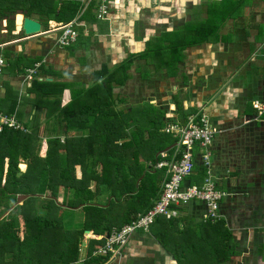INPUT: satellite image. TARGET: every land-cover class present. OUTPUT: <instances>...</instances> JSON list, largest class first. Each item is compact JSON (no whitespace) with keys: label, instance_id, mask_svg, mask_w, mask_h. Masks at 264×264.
I'll list each match as a JSON object with an SVG mask.
<instances>
[{"label":"crops","instance_id":"0c3cea01","mask_svg":"<svg viewBox=\"0 0 264 264\" xmlns=\"http://www.w3.org/2000/svg\"><path fill=\"white\" fill-rule=\"evenodd\" d=\"M57 1L59 8L61 1L69 0ZM70 1L80 8L82 0ZM221 1L115 0L104 18L96 17L91 3L80 17L77 40L68 47L56 44L55 26L66 21L42 24L32 17L40 21L41 32L25 39L13 21L12 35H21L0 49L9 50L12 59L21 55L32 65L41 61L48 72L39 70V80H51L44 75L48 73L65 83L60 105L83 90V100L93 101L88 90L108 79L115 109L151 105L163 113L162 132L168 124L185 123L194 113L207 116L216 129L211 173L226 193L219 203L220 218L205 219L206 207L198 200L178 205L175 217L157 218L147 232L136 231L118 254H106L105 260L101 257L105 255L93 252L109 232L89 230L90 235L83 233L79 258L69 264L86 259L89 264H264V0H232L230 16L223 20ZM206 26H216L214 33L199 40L208 35ZM7 66L5 60L0 78L18 89L20 75ZM20 95L18 106L26 119L32 110L25 102L30 96L27 87ZM175 97L185 116L175 110ZM175 142L162 150L172 151ZM199 153L197 149L196 165L201 164ZM111 199L103 193L99 204L115 217L112 228H119L128 223L125 199L121 208L120 203L110 207ZM73 210L82 218L79 207Z\"/></svg>","mask_w":264,"mask_h":264},{"label":"trees","instance_id":"16d2710c","mask_svg":"<svg viewBox=\"0 0 264 264\" xmlns=\"http://www.w3.org/2000/svg\"><path fill=\"white\" fill-rule=\"evenodd\" d=\"M58 2L0 0V21L5 20L11 32L15 14L36 17L46 24L49 20H71L79 10V3L75 1H61L59 8ZM221 3L223 20L230 13V4L226 0ZM206 27L209 28L208 35L200 36L199 40L208 38L216 28ZM16 29L19 30L18 25ZM193 41L196 39L191 43ZM0 52L7 61V69L16 76L23 75L32 65L21 55L12 59L6 48ZM39 70L48 72L42 64L37 76ZM47 74L44 75L51 80L35 77L27 87L30 96L25 97V102L34 111L30 109V117L26 119L22 106H18L21 101L19 90L10 80L0 78L3 87L0 111L14 114L23 126L22 129L4 126L0 131V217L15 202L17 194H31L14 207L20 210L18 215L0 219V264H69L77 261L84 230H92L95 234L110 232L115 221L108 208L99 204V197L103 193L112 197L110 207L124 197L126 222L134 219L138 212L147 210L153 204L151 199L159 195L164 173L154 168L159 159L155 154L176 141L172 135L161 131L163 113L151 105L115 109L108 79L96 82V87L88 90L93 101L83 100V90L73 93L71 100L62 106L60 96L66 85ZM174 100L177 113L185 116L181 102L176 97ZM41 144L45 147L44 154L39 153ZM21 163L26 165L23 171L18 166ZM203 174L204 167L195 164L186 183H199ZM61 188L62 200L59 202L57 197ZM76 207L82 210L83 221L73 229H65L59 210ZM56 249L60 251L50 256ZM7 255L10 260L6 259ZM228 255L226 252L225 257ZM107 256H101L102 260ZM89 262L86 259L82 264Z\"/></svg>","mask_w":264,"mask_h":264},{"label":"built area","instance_id":"2783aa9c","mask_svg":"<svg viewBox=\"0 0 264 264\" xmlns=\"http://www.w3.org/2000/svg\"><path fill=\"white\" fill-rule=\"evenodd\" d=\"M115 0H82L81 6L76 15L69 21L61 22L55 26L58 30L56 44L59 47H68L77 40L80 24V17L91 4H95V14L97 18H104L108 4ZM26 35L22 39L28 38ZM0 44V48L4 47ZM41 61L35 62L32 66L25 69L23 75H20L22 82L27 87L31 85L38 74ZM5 67V58L0 53V76ZM3 93V87L0 84V94ZM259 103L254 102L257 107ZM4 126L14 129H22L23 126L17 121L14 114H6L0 111V131ZM164 131L173 134L176 137L175 145L172 151L162 150L159 152V159L155 162L154 168L163 170V178L160 186V192L154 203L144 212H140L130 222L121 227H113L101 246L97 247L94 254L116 255L126 245L130 237L136 231L147 232L150 226L158 217L171 218L177 215L175 209L178 205L188 204L190 201H201L206 212L203 217L216 220L220 218L219 203L224 191L217 187L214 176L211 173V151L210 147L214 138L216 129L212 127L207 116L194 113L187 117L183 124H168ZM199 149L201 164L205 168V176L200 184H188L186 178L194 170L195 153Z\"/></svg>","mask_w":264,"mask_h":264},{"label":"rangeland","instance_id":"374dc122","mask_svg":"<svg viewBox=\"0 0 264 264\" xmlns=\"http://www.w3.org/2000/svg\"><path fill=\"white\" fill-rule=\"evenodd\" d=\"M229 4H233V3H235V2H233L232 0H226ZM225 2V1H224ZM238 3H240V1H237ZM216 6V5H215ZM219 5H217V7L216 8H218L219 9V7H218ZM241 6V5H240ZM217 9V10H218ZM241 12L243 11V7H241L240 9H239ZM207 14V13H206ZM208 16H210V12H208ZM230 16V14H228L227 15V17H229ZM15 19H16V22H17V25H20V21H21V19H22V16H15ZM13 21H14V16H13ZM6 21L5 20H1L0 21V40L1 41H3V43H6V44H9L13 39L12 38H16V37H18L19 36V34L21 33V32H19L16 36H14V35H12L13 33H11V32H9L8 31V27L6 26ZM228 25V24H227ZM21 35V34H20ZM2 44V43H1ZM20 79L21 80H19V86H18V89L17 90H19V95L20 94H23L24 93V89H25V87H27V85H26V83H23L22 82V78H21V76H20ZM21 96V95H20ZM29 108V107H28ZM159 108H161V107H159ZM143 121V123H144V120H142ZM42 122H43V119H42ZM48 135H52V134H48ZM62 140V139H61ZM43 141V140H42ZM63 141V140H62ZM41 146H42V144H41ZM45 148V147H44ZM44 148H43V146H42V148H40L41 150L39 151V153L40 154H44L45 153V150H44ZM19 166V168L23 171V170H25V164L24 163H21V164H19L18 165ZM78 170V169H77ZM78 173H79V171H78ZM62 188L59 190V194H58V197H57V200L60 202L61 200H62ZM24 194V193H23ZM47 194V193H46ZM45 194V195H46ZM19 194H17V196H18ZM29 196H31V194H28ZM35 195H37V194H35ZM28 196V197H29ZM27 197V198H28ZM114 200V199H113ZM119 203H120V205L121 206H119L120 208L122 207V205H123V203H122V201H121V199H120V201H119ZM13 204V203H12ZM11 204V205H12ZM114 205V204H113ZM102 206H103V204H102ZM0 208H2V207H0ZM14 208V207H13ZM12 208V209H13ZM19 211L20 210H17L16 208H14L13 210H11V211H6V212H4L3 214H2V217H6V218H8V217H10L11 215H13V216H16V215H18V213H19ZM74 210L73 209H60L59 210V216L61 217V219H62V221H63V226H64V228L65 229H73V228H75L76 226H78L80 223H82V221H83V212H82V215H81V217L82 218H79L78 217V215L77 214H75L74 212H73ZM21 234H22V232L21 233H19V236H21ZM84 237H85V235H84ZM54 243H56V242H54ZM58 244V243H57ZM60 250L59 249H56V250H52V252L49 254L50 256H54L55 254H57V252H59ZM9 254V253H8ZM6 259L7 260H10L11 259V257H10V255H7V257H6Z\"/></svg>","mask_w":264,"mask_h":264},{"label":"water","instance_id":"95a60500","mask_svg":"<svg viewBox=\"0 0 264 264\" xmlns=\"http://www.w3.org/2000/svg\"><path fill=\"white\" fill-rule=\"evenodd\" d=\"M15 15H14V21H15ZM19 31H21L23 34L28 35V36L38 34L41 32V23L36 18H32V17L26 16V15H23ZM28 196H29L28 194H19L16 197L15 202L12 205H10V207L7 210L10 211L14 206L20 204ZM87 233H89V229L84 230V234H87ZM105 238H106V236L103 237V239H105Z\"/></svg>","mask_w":264,"mask_h":264},{"label":"bare ground","instance_id":"6f19581e","mask_svg":"<svg viewBox=\"0 0 264 264\" xmlns=\"http://www.w3.org/2000/svg\"><path fill=\"white\" fill-rule=\"evenodd\" d=\"M87 235H90V232H89V233H87Z\"/></svg>","mask_w":264,"mask_h":264}]
</instances>
